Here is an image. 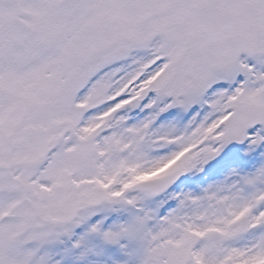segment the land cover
Here are the masks:
<instances>
[{"label": "snow or ice", "instance_id": "6c2138e0", "mask_svg": "<svg viewBox=\"0 0 264 264\" xmlns=\"http://www.w3.org/2000/svg\"><path fill=\"white\" fill-rule=\"evenodd\" d=\"M0 264H264V0H0Z\"/></svg>", "mask_w": 264, "mask_h": 264}, {"label": "rangeland", "instance_id": "374dc122", "mask_svg": "<svg viewBox=\"0 0 264 264\" xmlns=\"http://www.w3.org/2000/svg\"><path fill=\"white\" fill-rule=\"evenodd\" d=\"M167 167H169L168 164L164 165V167H162V168H160V169H157L156 172H152V173H148V174H145V175L138 176V177H136V179H137V180H147V179H150V178H152L153 176L158 175L160 172H163ZM209 179H211V177H210ZM196 183H201V184H203L204 182L201 181V180L199 179V177H197V178L193 179L192 181H189L188 187H192V186H193L194 184H196Z\"/></svg>", "mask_w": 264, "mask_h": 264}]
</instances>
